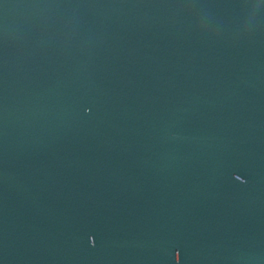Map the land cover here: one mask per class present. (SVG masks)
<instances>
[{"label": "water", "instance_id": "1", "mask_svg": "<svg viewBox=\"0 0 264 264\" xmlns=\"http://www.w3.org/2000/svg\"><path fill=\"white\" fill-rule=\"evenodd\" d=\"M0 264H264V0H0Z\"/></svg>", "mask_w": 264, "mask_h": 264}]
</instances>
